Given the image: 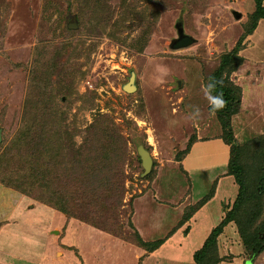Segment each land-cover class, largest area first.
<instances>
[{
	"label": "rangeland",
	"instance_id": "rangeland-1",
	"mask_svg": "<svg viewBox=\"0 0 264 264\" xmlns=\"http://www.w3.org/2000/svg\"><path fill=\"white\" fill-rule=\"evenodd\" d=\"M97 1L92 12L84 13L85 0H0V177L3 170L12 176L11 167L14 175L29 174L34 182L39 163H27L25 149L29 127L42 118L54 119L57 131L65 127L73 142L63 150L69 160L67 174L62 163L43 162L41 185L25 186L31 194L0 180V264H138L136 225H180L181 216L197 204L184 206L179 217L172 207L157 203V196L180 201L182 194H208L217 185L218 176L205 189L197 180L188 184L177 161L191 136L222 135L204 86L220 57L250 25L254 1ZM77 18L79 25L68 28ZM178 21L195 42L172 49ZM241 44L243 62L229 76L242 91L231 127L235 142L243 147L241 162L252 184L262 155L259 143L264 141V19ZM158 64L168 68L159 84ZM131 77L135 89L128 92L124 85ZM192 106L200 109L195 121L188 118ZM93 125H101L111 143L104 141L102 154L84 162L87 148L93 150ZM24 131L26 141L21 139ZM18 139L25 143L21 157L7 153ZM72 155L75 160H70ZM143 156L150 159L148 170ZM210 174L197 172L198 181ZM49 192L57 194L53 199L66 214L33 197ZM235 197L228 200V208L223 205L222 218ZM89 226L101 231L92 235L95 244L83 237ZM228 229L220 238L223 264H241L248 254L240 249L237 225ZM77 237L79 248L61 244ZM253 264H264V250Z\"/></svg>",
	"mask_w": 264,
	"mask_h": 264
},
{
	"label": "trees",
	"instance_id": "trees-1",
	"mask_svg": "<svg viewBox=\"0 0 264 264\" xmlns=\"http://www.w3.org/2000/svg\"><path fill=\"white\" fill-rule=\"evenodd\" d=\"M253 1L254 9L249 14L250 25L247 27L236 45L229 52L223 54L220 57L219 65L208 77V82L210 80L217 82V86L214 91L222 93L225 100L224 107L215 111L214 113L222 128L221 138H223V140H225V142L230 146L227 174H230L234 177L235 182L238 185V192L231 207L226 209L224 217L216 226L212 228L209 235L204 240L202 246L194 252L193 259L195 264H217L222 259L218 253L217 237L223 231L224 226L229 222H234L237 225L240 242L248 254L247 257L243 258V264H253L257 255L264 250V204L262 202V196L264 195V141H260L261 143H259L262 145V155H260L259 159L260 164L258 163L259 165L256 164L254 167V169L257 171L254 172L256 175L254 178L255 182L252 181L253 183L249 184L250 181H247L249 173H247V169L243 167L241 162V151L243 147L241 148V146L235 142L231 127V118L239 111L242 91L241 87L232 82L229 76L243 62V57L239 55V50L242 47V38H244L245 35L250 34L256 28L260 19H264V0ZM96 2L98 1L85 0L88 9L84 13H87L89 10L92 12L91 10L94 6L93 4ZM76 22L79 25L78 18L76 19ZM39 101H41V98ZM50 108H53V106H50ZM61 120L63 122L65 121L63 115L61 116ZM40 121L41 122L39 124H35L36 126L32 125L29 127L31 132L30 138L25 136V131L21 134L22 140L26 141L25 137L30 140L28 142L29 144L26 142V149L24 148L25 143H21L20 139L16 141V144L11 143L7 149V153L10 152L12 155L21 157V152H23L22 148H24L25 151H28L26 152L27 163H39L37 165L35 164L36 169L35 172L32 173L34 182L30 183L31 178L29 181V174L14 175V170H12L11 167L9 171L12 173V176H8L7 171L3 170L2 172L4 173V176L0 177L1 182H3L5 185L27 195L31 194L29 190L26 189L27 185H29V187H38L43 182L42 180H44L45 175L42 174L43 171H40V165L43 166L44 163H50L54 160L55 163H62L61 170L63 174H67L66 171L69 166L67 161L69 160H67L63 150L73 145V142H69L67 139L69 134H67L65 127L63 130L57 131V128L53 126L54 119L50 118L48 122H45L46 120L42 118ZM59 128H61V126H59ZM89 132V140L91 141L93 150L87 148L88 155L86 154L82 158V161L84 162H90L92 156L94 159H96L97 155H100V153L103 151L104 141L111 143V141H108L109 138L105 137L106 134L104 133H107V131L104 130L101 125H93V129H91ZM195 138V136H191L188 139V143L183 149L182 154L188 151ZM30 149H32V151L29 153ZM77 151L79 150H76L75 156H77ZM90 151H92L91 155ZM80 155L82 156V154ZM44 156H48L49 159L45 161ZM70 160H75L73 159V155L71 156ZM79 160L81 159H78V161ZM100 165H102L104 168H107V166L102 162ZM98 170L102 171V168H99ZM212 193L213 192L210 191L208 194L203 196V198L197 202L195 207H193L191 210L192 212H188L182 217L181 222H183L191 213L194 212L196 208L205 202L212 195ZM46 194L47 193H45L43 196L34 194L33 197L39 198L40 201L45 203L48 202L51 204V206L66 214L67 211L63 205L53 199L55 196H57V194L55 192H49L47 195ZM87 222L91 223L89 221ZM133 233V240L135 241V244L137 246L143 247L146 251L154 250L162 242V239L143 240L137 230H134Z\"/></svg>",
	"mask_w": 264,
	"mask_h": 264
},
{
	"label": "crops",
	"instance_id": "crops-1",
	"mask_svg": "<svg viewBox=\"0 0 264 264\" xmlns=\"http://www.w3.org/2000/svg\"><path fill=\"white\" fill-rule=\"evenodd\" d=\"M225 143V140H223L221 137L217 138L214 136L203 138L199 132L197 133L195 140L190 145L188 151L180 156L177 163L183 173H185L188 184L193 185V183L197 180L198 187L205 189L209 187V183H211L213 179L218 176L219 179L217 180V185L215 184L214 188L211 190L213 191L212 195L198 208H196L194 212L190 214L180 225L174 224L175 226L172 225L170 227L171 229H167L164 223V225L162 223L160 225L143 224L144 226L137 224L136 227L143 239H162L161 244L152 251L143 250L139 246L137 249H135L137 251L134 255L139 259L138 264H195L193 259L194 252L202 246L204 240L209 234L210 229L221 221L223 216V205L227 206L228 208V200L232 201L237 195L238 191V185L235 182L234 177L229 174L224 175L226 173L225 171L230 152V146ZM191 157L194 158L191 159ZM217 167L221 169H219L218 173L215 171ZM201 170H209L211 174L204 176L199 182L197 172H200ZM203 194L205 195L207 193L204 191L200 194V190L197 191L196 195L191 194V192H187V194H182L183 197H180L182 198L180 201L174 197H163L164 199H160L157 196V198L160 200L157 201V203L167 205L169 208L172 207L174 210V215L176 214L180 217V215L183 213L184 206L199 202ZM172 204L175 205L172 206ZM136 214L138 217L140 214L138 210L136 211ZM230 223L231 222L225 225L222 233L217 237V246L220 250L219 255L222 257V259L217 264L224 263V253L221 252L223 248L220 246V242L223 239L220 238L223 237L222 235H224L226 230L230 228L231 224L234 222L231 224ZM86 231L87 232L83 234L84 239L87 238V241L91 242L92 244L97 243L92 241L93 236L96 237L95 234H98L99 232L101 233V231L90 226L89 228H86ZM89 234L91 236H89ZM80 237L82 238L81 235ZM80 237H77L76 240H72L69 243L61 242V244L71 248H74V246L79 248L80 246L78 245V240ZM242 247L243 245L240 244L241 251H243ZM80 252L82 253V250ZM90 253L92 254V252ZM243 260L244 259L242 258L241 264H243Z\"/></svg>",
	"mask_w": 264,
	"mask_h": 264
},
{
	"label": "clouds",
	"instance_id": "clouds-1",
	"mask_svg": "<svg viewBox=\"0 0 264 264\" xmlns=\"http://www.w3.org/2000/svg\"><path fill=\"white\" fill-rule=\"evenodd\" d=\"M156 72L158 73V75L155 77V82L159 84L163 81L164 77L168 74V68L165 65L158 64L156 66ZM216 86H217V82L214 80H210L204 86L205 95L209 100L210 110L212 112H215L223 108L225 104V100H224L222 93H218L214 91ZM199 113H200V109L198 107L192 106V111L189 114L188 118L195 121L196 119H198ZM170 123L174 124L176 123V121H170Z\"/></svg>",
	"mask_w": 264,
	"mask_h": 264
},
{
	"label": "water",
	"instance_id": "water-1",
	"mask_svg": "<svg viewBox=\"0 0 264 264\" xmlns=\"http://www.w3.org/2000/svg\"><path fill=\"white\" fill-rule=\"evenodd\" d=\"M77 22L75 20L69 21L67 23V27L68 28H76L77 27ZM175 29H176V33L177 36L175 38L172 39L171 43H170V48L172 49H179V48H183V47H187L189 45H191L192 43L195 42V38L192 37L191 35L187 34L184 32V27L182 25V23L180 21H178L177 23H175ZM133 77L130 78L129 82H127L124 85V89L128 92H131L135 89V86L132 84ZM0 141H1V131H0ZM146 161H148V165L146 164ZM143 165L145 166V168L148 170L150 167V159H147V157L143 156Z\"/></svg>",
	"mask_w": 264,
	"mask_h": 264
},
{
	"label": "bare ground",
	"instance_id": "bare-ground-1",
	"mask_svg": "<svg viewBox=\"0 0 264 264\" xmlns=\"http://www.w3.org/2000/svg\"><path fill=\"white\" fill-rule=\"evenodd\" d=\"M146 164H147V165L149 164L148 161H146Z\"/></svg>",
	"mask_w": 264,
	"mask_h": 264
}]
</instances>
